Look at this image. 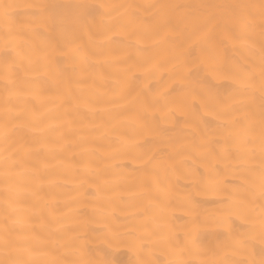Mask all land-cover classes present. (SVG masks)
Returning <instances> with one entry per match:
<instances>
[{
  "label": "bare ground",
  "instance_id": "6f19581e",
  "mask_svg": "<svg viewBox=\"0 0 264 264\" xmlns=\"http://www.w3.org/2000/svg\"><path fill=\"white\" fill-rule=\"evenodd\" d=\"M0 264H264V0H0Z\"/></svg>",
  "mask_w": 264,
  "mask_h": 264
}]
</instances>
